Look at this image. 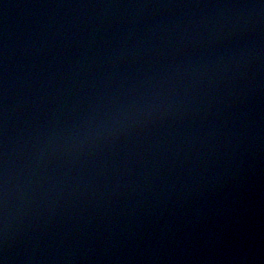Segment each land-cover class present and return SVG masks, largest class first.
I'll list each match as a JSON object with an SVG mask.
<instances>
[{"label":"water","instance_id":"95a60500","mask_svg":"<svg viewBox=\"0 0 264 264\" xmlns=\"http://www.w3.org/2000/svg\"><path fill=\"white\" fill-rule=\"evenodd\" d=\"M0 264H264V0H0Z\"/></svg>","mask_w":264,"mask_h":264}]
</instances>
